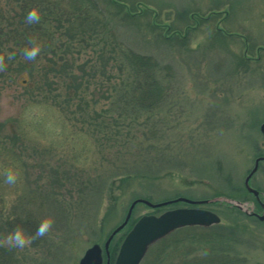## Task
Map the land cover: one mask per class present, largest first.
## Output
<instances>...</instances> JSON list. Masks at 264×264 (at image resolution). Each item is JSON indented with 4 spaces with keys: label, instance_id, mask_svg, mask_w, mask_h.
<instances>
[{
    "label": "rangeland",
    "instance_id": "obj_1",
    "mask_svg": "<svg viewBox=\"0 0 264 264\" xmlns=\"http://www.w3.org/2000/svg\"><path fill=\"white\" fill-rule=\"evenodd\" d=\"M13 1H0L8 2L0 8L8 23L24 18ZM89 1L92 29L39 25L41 50L46 36L59 46L60 75L42 77L49 57L40 53L30 65L17 59V75L0 81V239L17 227L32 234L53 218L24 248L0 243V250L14 264H78L91 245L103 248L131 202L181 198L197 203L135 204L108 252L142 215L197 208L220 219L206 231L186 227L203 252L177 228L153 242L139 264H214L216 226L221 234L239 232L222 264H264L256 202L264 204V161L248 180L258 200L243 187L264 156V0ZM72 32L85 42L62 37ZM115 45L157 63L165 95L152 109L128 104L133 75ZM64 67L74 75L61 79ZM9 167L19 173L14 184L3 181Z\"/></svg>",
    "mask_w": 264,
    "mask_h": 264
},
{
    "label": "trees",
    "instance_id": "obj_2",
    "mask_svg": "<svg viewBox=\"0 0 264 264\" xmlns=\"http://www.w3.org/2000/svg\"><path fill=\"white\" fill-rule=\"evenodd\" d=\"M1 1V0H0ZM3 1V0H2ZM8 1V0H6ZM111 1V0H110ZM112 0L111 2L114 4L116 1ZM6 3V2H4ZM13 4H16L17 7L20 8V5L23 7L24 10V18L23 20H17L13 23H8L7 17L0 13V31L2 29H6V33L0 35V47L3 45L4 42H1V40L5 37H8L9 39L5 41L4 44L9 43L10 51L7 50L4 52L2 48H0V57H3L4 66L2 69H0V81L3 78L8 79V81L13 80V77L17 75V65H14V62L17 59H20L21 57L24 58L25 62L23 64L30 65L31 63H35V59L40 56L44 58L46 57V60L48 59V64L44 65V67L41 66L42 69V77L46 81H48V76L51 75L54 78H56L57 73L60 71H56V66H58V62L55 60V54L59 48L57 46V42L54 41L53 38L50 36H46V38L43 39V47L41 50V45L38 43L41 38V25H46L48 28L56 29L58 26H62L63 28H66L64 25L65 23L68 25V28L71 30L76 31V27L78 25L80 30H85V27L88 29H92V27L95 26V24H92V22H88V16H89V10L88 7H93V5L90 3L89 0H14ZM8 5V2L4 5L2 2H0V8L6 7ZM119 7H122V4L117 5ZM36 8L38 9L40 13V19L39 22H32L28 23L25 20V14L31 9ZM212 13V12H211ZM209 13V14H211ZM42 22V23H41ZM86 22V23H85ZM10 28V29H9ZM9 29V30H8ZM7 34V35H6ZM73 34V32H72ZM81 34H85V32H82ZM53 35V34H52ZM77 34L73 35H64L62 34V37L67 39L68 42L71 41H78V43L85 42L80 37H76ZM11 41V42H10ZM63 42V41H62ZM65 42H63L64 45ZM39 45V52L37 56L33 59H27L24 56V49L31 47L33 45ZM118 50V58L120 56L121 60L125 63H127L129 66H126L127 69L130 71V73L133 75V82H134V88L132 89V92L130 91V101L128 104L135 109H138V111L141 110H150L154 106V103L160 101L162 97L165 95L163 85L160 82L159 76H158V65L157 63L148 56H143L139 54H135L134 52L130 51L129 49H119V46H114ZM15 49V50H14ZM114 50V49H113ZM23 52V54L21 52ZM9 53H13L11 57L9 58ZM114 54V53H113ZM115 55V54H114ZM117 58V59H118ZM58 61L60 59L56 58ZM113 59V58H112ZM110 59V60H112ZM35 61V62H34ZM62 61L66 65V60L62 59ZM124 63V64H125ZM126 65V64H125ZM70 67H64L62 69V75L60 76L61 79L65 78L66 76L72 77L74 74L70 72ZM60 75V73H58ZM44 82V81H43ZM135 97V98H134ZM128 106L127 104H124V108L121 109L122 113H124V109H126ZM131 110V109H130ZM246 199L243 197L241 200ZM240 215V213H238ZM238 215V216H239ZM242 215V214H241ZM213 227V226H212ZM239 228V227H238ZM188 229V228H187ZM186 228L180 229V231H184V237L186 238L185 241L189 243V246H195L196 251L200 253L205 250V246L203 244L199 245V242H195L196 240L192 237L191 232H189V229ZM193 228H190V230ZM208 228L203 229V231H206ZM211 229V228H210ZM215 234H213V239L210 237L209 241L210 243L214 244L216 253L219 255L220 259L227 260L228 256L232 254L234 251H232V248L236 244L239 243V232L235 233L231 231L229 234H224V231L221 234V227L216 226L212 229ZM215 230H218L215 232ZM192 231V230H191ZM209 231V230H208ZM246 232V231H245ZM244 232V233H245ZM241 233L243 231L241 230ZM241 235V234H240ZM163 244V243H162ZM119 244H112L111 250H110V262H113V259L115 257V254L117 252ZM238 246V245H237ZM198 257V256H197ZM216 257V256H214ZM213 257V258H214ZM10 257L7 256L4 253V251L0 250V262L1 264H14L15 261H10ZM216 260L214 261V264H222L221 261ZM11 262V263H10ZM196 262V261H195ZM194 263V262H193ZM208 263H213L209 262ZM199 264V263H198ZM223 264H226L223 262Z\"/></svg>",
    "mask_w": 264,
    "mask_h": 264
},
{
    "label": "water",
    "instance_id": "obj_3",
    "mask_svg": "<svg viewBox=\"0 0 264 264\" xmlns=\"http://www.w3.org/2000/svg\"><path fill=\"white\" fill-rule=\"evenodd\" d=\"M259 130L264 136V123L260 125ZM262 160H264V156L255 159L251 171L244 178L243 182V187H245V189L249 193H251L257 200L258 192L249 186L248 180L251 177L250 175H252L256 171L259 161ZM180 201L188 204L197 203L195 201H189L181 198L158 204L150 203L142 199L131 202V205L126 212L123 222L120 223V225L111 232V234L104 242L103 248L96 244L91 245V247L88 248L84 252L83 256L79 259L78 264H102V249L106 256L105 264H109L108 244L110 243L113 236L117 234V232L122 229L123 226L128 222L131 214L130 212L132 211L135 204L143 203L150 208L157 209V207ZM261 208L263 210V214L259 217V219L264 220L263 203H261ZM219 221L220 219L216 214L203 209L197 210V208H178L174 210H168L158 216L143 215L137 220V222H135V224L131 227L129 232L122 240L118 249V253L114 260V264H139L147 248L152 245L153 242L161 239L171 231L177 228L192 226L208 227L214 224H218Z\"/></svg>",
    "mask_w": 264,
    "mask_h": 264
},
{
    "label": "clouds",
    "instance_id": "obj_4",
    "mask_svg": "<svg viewBox=\"0 0 264 264\" xmlns=\"http://www.w3.org/2000/svg\"><path fill=\"white\" fill-rule=\"evenodd\" d=\"M39 19L40 13L36 8H31L25 16V20L28 23L37 22L39 21ZM38 52L39 45L34 44L33 46L24 49V56L27 59H33L37 56ZM11 55H13V53H9V58L11 57ZM3 66V57H0V69H2ZM18 175L19 173L16 169L9 167L3 172V181L7 184H14L17 181ZM52 224L53 218L46 217L38 223L35 232L32 234H28L22 228L17 227L11 230L2 239H0V243L7 244L14 248H24L31 242V240L35 239L38 236H43L49 230Z\"/></svg>",
    "mask_w": 264,
    "mask_h": 264
},
{
    "label": "flooded vegetation",
    "instance_id": "obj_5",
    "mask_svg": "<svg viewBox=\"0 0 264 264\" xmlns=\"http://www.w3.org/2000/svg\"><path fill=\"white\" fill-rule=\"evenodd\" d=\"M259 195V194H258ZM257 203H258V205H259V211L261 212H263V210H262V208H261V203H259L258 201H256ZM253 216L252 217H255V218H258L259 217V215H257V213H253L252 214Z\"/></svg>",
    "mask_w": 264,
    "mask_h": 264
}]
</instances>
